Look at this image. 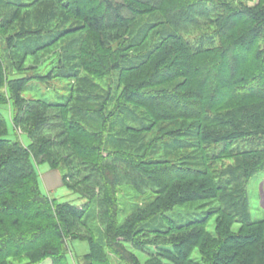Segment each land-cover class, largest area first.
Instances as JSON below:
<instances>
[{
	"label": "trees",
	"instance_id": "16d2710c",
	"mask_svg": "<svg viewBox=\"0 0 264 264\" xmlns=\"http://www.w3.org/2000/svg\"><path fill=\"white\" fill-rule=\"evenodd\" d=\"M153 1L0 0V30L4 29L0 32V43L4 39L3 44H6L15 66H20L24 58L49 49L61 36L64 38L74 33L81 34L84 30L95 34L94 39L99 50H108L113 42L130 35L133 26L127 16L131 15L132 19H136L134 13L140 9L138 7L152 5ZM160 2L161 0L155 1L156 4ZM181 4L165 7L161 11L186 13L185 22L195 27L200 23L202 14L209 15V20H215L213 23L217 27L211 38L220 39L223 44L217 47L201 45L194 49L192 43L176 30L165 31L159 46L149 51L148 58L133 61L125 66V71L130 68L137 69L149 62L151 68H154V82L166 81L173 85L150 90L143 87L152 83L143 84L142 87L128 86L116 97L115 110L106 117L105 107L114 100L111 95L101 108L102 114L96 113L98 121L97 124L92 123V130L83 125L86 114L74 111L72 106H68V101H45L38 104L37 100L33 107L41 110L42 113L38 115L40 119L46 114L44 110L52 112V118L48 122L44 120L42 129L62 130L53 140L47 142L35 140L37 126L29 132L22 129L29 139L27 145L17 138L9 137V128L1 107L7 104L11 107V123L15 131L13 135L17 136L16 128L22 120L19 114L25 101L19 96L16 97L19 89L14 91L12 87L21 85L23 89L36 84L38 78L31 80L22 71L8 70L0 45V80L3 82V87H0V264H8L10 258L21 256L28 260L27 264L41 263L48 258L52 264H70L67 261L69 242L77 239L71 234L72 227L76 219L83 221L79 215L85 211L87 205L79 206L67 201H56L55 198L50 199L41 191L39 184L37 185L38 176L34 165L46 162L50 169L61 173L60 163L67 162L74 171L80 173L78 171L97 167L88 160L93 156L101 165L109 158L115 162L109 170L98 166L99 182L95 187L88 185L84 194L87 198H95L97 207L106 209L100 215L101 224L112 238L110 243L106 242L108 245L97 241V237L93 238L91 235L82 239L87 240L88 251L76 257L77 264H110V258L105 253L108 248L111 253L117 254L115 247L122 244L121 241H132L135 245L142 246L139 239L147 240L145 243L148 244L166 247L161 249V254L168 255L172 261L180 264H192L189 254L193 247L201 250L206 264H264V219L252 220L246 193L248 179L264 166V139L261 147L239 149L232 146L237 137H264V42L261 43L264 41V8L233 7L225 0H184ZM213 4L222 9L214 15V20L211 17L213 8L209 6ZM194 6H203L205 11L196 13L195 18H187ZM20 13L26 18L18 20ZM17 21L20 24H16ZM76 21L79 24L69 27ZM56 22L58 25L63 24L61 29H47ZM15 24L19 25L20 31L10 32L13 27L16 30ZM35 29L42 33L39 39L38 35L33 36L36 35ZM80 41L70 40V45L63 49V60L69 61L76 55L67 50L71 45L74 47L75 43L79 45ZM86 61L89 59L86 58ZM103 61L96 60L93 65L102 68ZM69 63L74 61L71 59ZM116 68L115 66L114 69ZM59 71L58 75L66 79L76 81L82 77L78 75L79 68L63 67ZM89 81L96 85L95 81ZM138 98L146 99L141 104L142 107L153 105L152 117L166 121L168 126L173 127L167 133L170 141L165 142L166 149L193 151L198 146L221 144V153L227 151L234 155L235 164L217 174L210 170L193 168L192 162L187 160L155 158L150 154L141 156L138 151L143 145L136 147V142L129 143L128 148L130 140L124 134L111 133L114 126L112 116L120 112L121 108L127 109ZM132 115L138 116L135 112ZM121 122L124 123L122 120ZM125 125L124 128L132 127ZM145 125L147 127L149 124ZM96 128L99 129L93 131ZM125 131L122 129L121 133ZM143 131L148 133L150 129L145 128ZM74 137L83 141L80 142ZM48 142H51L52 149L61 150H57V154L62 155L60 161L52 158V149ZM112 142L121 149L105 152L106 147L114 146H110ZM154 142L152 148L157 141ZM64 151L66 153L62 154ZM205 155L214 160L219 157L215 150L212 153L206 152ZM121 160H125V164L131 162L136 165L126 168L130 174L125 172V179L129 178L127 181L133 188L137 191L141 188L154 189V196L140 204L133 203L134 211L118 224V211L114 210L112 215L111 212L118 201L116 187L124 179L117 168V162ZM78 161L82 164V169L78 168ZM30 174H33L35 181V196L24 204H13L9 198H20V192L13 188ZM60 175L62 185L68 186L67 179L73 177V172ZM86 176L84 180L87 181L89 176L88 179ZM212 200L218 204L209 206L207 211L200 210L196 215L188 216L184 223L167 215L174 206L199 201L201 204ZM46 204L50 208L42 206ZM209 213L211 216H218L214 234L205 230ZM5 217H9V224L16 228L28 219L45 223L38 224V228L35 227L30 232L16 229L7 231ZM155 217L162 222L150 224V220ZM236 222L240 225L238 231L232 229ZM48 242L52 244L48 246ZM119 259L122 260L120 257Z\"/></svg>",
	"mask_w": 264,
	"mask_h": 264
},
{
	"label": "rangeland",
	"instance_id": "374dc122",
	"mask_svg": "<svg viewBox=\"0 0 264 264\" xmlns=\"http://www.w3.org/2000/svg\"><path fill=\"white\" fill-rule=\"evenodd\" d=\"M155 1L156 0L152 2V5H148L146 7H138L140 9L135 11L134 13V16L137 17L136 19H132L131 15L127 16L129 18V21H131L132 23L131 26H133L130 29V35L124 37V39L122 40L113 42L108 50H99L95 43V34L90 32L89 30H84L81 34L74 33V35H67L64 38H62L61 36V39L59 41H56V43H54V45H52L49 49H45V51L38 52L34 56L26 57L24 58L25 60L20 66H15L14 60L12 59V57L9 56L6 44H3V39L0 45L2 54L5 57L7 69L11 72H16V70L22 71L27 75V78H31V80H34L33 78H38L36 80V84L23 87V89L21 85H16L12 87V90L14 89V91H17L19 89V95L16 94V97L18 98L19 96L23 101H25L24 104H22V111L19 114V116L22 117V120L18 128H16L17 136L13 135V132L15 131H13L11 123V107L8 104L7 106L1 107V111L7 121V125L9 128V137L11 139L17 138L22 144L27 145L29 143V139L26 134L23 133V128L25 129V131L29 132L31 130H34V126H37V130L35 134H33L35 140L41 139V142L53 140V138H55L59 132H62L60 128H55L51 131H44L42 129L44 120L48 122V120L52 118V112L44 110L46 114H41L42 118L40 119L38 115H40L39 113L41 112V110L38 107H33V104L37 100L38 104L39 102L45 101H68V106H72V109L74 111H77V113L79 112L82 115L86 114V119L83 125L88 128L90 127L91 129L93 128L91 127L92 123L94 124L95 122V124H97L96 121H98L96 113L102 114L101 108L103 105L106 104L105 102L109 101L108 98L112 95L114 97V100L110 103H107L105 107L106 117H108L107 115L112 114L115 110L116 97L120 95L124 90H126L128 86L134 87L141 85L142 87L143 84L152 83V85H148V87L144 86L143 88L145 90L171 87L173 83H167L166 81L154 82V68H151L152 66L151 64H149V62H146L142 67H139L137 69L130 68L128 71H125V66L132 63L133 61L138 62L139 60L145 57L148 58L149 51H151L153 48L155 49L156 46H159V41L163 38V34L166 33L165 31L176 30L185 39L192 43L194 49L199 48V46L201 45L217 47L223 44L220 39L218 40L217 38H211L214 33V29L217 28L216 25L213 23L215 22L214 15L219 12L218 10H222L219 9L217 5H209L213 8L211 10V17H213L212 20L214 21L209 20V18L207 17L209 15L202 14L200 23L197 25V27H195L194 25H187L188 23L185 22L186 13H181V11L176 13L161 11L164 10L165 7L169 8V6L171 7L175 4L181 6V3H183L184 0H161L159 4H156ZM225 1L229 2L233 7L264 8V0ZM156 8L161 9L158 10ZM191 8V14H187V18H195L194 15L196 13L205 11L203 6H194ZM123 13H125V11H123ZM24 18H26L24 17V14L20 13L18 15V20H23ZM57 22L55 24H52V26L47 27V29H61L63 24L60 23L58 25ZM17 23H19V21H17L16 24ZM16 24V30L13 27L10 32L20 31L19 25ZM76 24L79 23L76 21L69 27H73ZM3 30L4 29H1L0 32ZM34 32H36V35L33 36L38 35V39L42 36V33H40L38 29H35ZM129 37H131L132 39L128 40ZM70 40L71 42L81 40L79 45L75 43L74 47H72L71 45V47L67 50L71 54H76L71 57L72 62L74 61V63H69L71 59H69V61L63 60V49L70 45ZM263 42L264 41H262L261 43L263 44ZM86 58H88L89 61H86ZM96 60H104L101 65L102 68L93 65L94 63H96ZM115 66L117 67L116 69H114ZM63 67H72L73 69L79 68L78 75L82 76L81 79H77L75 81V79L72 80L61 77L58 74L60 73L59 70L63 69ZM90 73H92V75ZM86 77L90 80L95 81L96 85L90 83L89 79H87ZM147 78L149 79L147 80ZM143 79L144 81H142ZM0 87H3V82L1 80ZM73 99L76 100L74 101ZM145 100L146 99L138 98L135 103H130L127 109L125 107L121 108L120 112L112 116L114 126L112 128L111 133L124 134L123 136L127 137V139L130 140L127 145L128 148H130L131 142H136V147L143 145L142 149L138 151L141 156H143L144 154H150V156H153L155 158H170L174 161L187 160L189 162H192L191 167L193 168H202L210 170L211 172L217 174L218 172L228 170V167L230 165L235 164L234 155L227 151L221 153V144H213L210 146L203 147L198 146V148L193 149V151L192 149H182L177 151H171L166 149L165 142L170 141V137L167 136L169 134L167 133L171 131L173 127L171 128V126H168L166 124V121L158 120L152 117L151 115H153V105L149 106L148 108L141 106V104ZM117 108L120 109V106H117ZM132 112H135V114H138V116L134 117L132 115ZM90 114L93 116H89ZM149 118L152 120L149 121ZM121 120L124 121V123H122ZM145 124L149 125L145 127ZM124 125L132 127L124 128ZM145 128H149L150 131L148 133L144 132L143 129ZM98 129L99 128H96L93 131H97ZM122 129H125L126 131L124 133H121ZM74 138L80 142L83 141L78 137ZM263 139L264 137L261 138L257 137L256 135L245 138L237 137L236 139H234L232 146L238 147L239 149L249 148L251 146L261 147ZM154 141L157 142L156 145H154L155 147L152 148L153 144L155 143ZM48 145L52 149L51 142H48ZM112 145L114 146L108 148L106 147L105 152L121 149L115 147V143L113 142L110 146ZM151 148L152 150L150 151ZM57 150L61 151L60 149L53 148L51 150V155L53 159L57 158V160L60 161L62 155L61 153L58 155ZM214 150L216 154H219V157L217 156L218 158H216V160L212 159L210 156L205 155L206 152L212 153ZM63 153H66V151L62 152V154ZM88 160H90L93 165H97V167L101 165L99 162L96 161L94 156L92 158H89ZM113 161L114 160L112 158H109L107 162H105L101 166L109 170V167H111V165L115 163ZM78 163L80 165L78 166V168L82 169V164L80 163V161H78ZM117 163L119 174L121 176H124L122 177V179H124L116 187L118 194L116 198L118 199V201L117 204H115V208L111 212V215L113 214L114 210L116 212L118 211L117 221L118 224H121L126 218V216L129 215L131 211H134L133 209H135V207H133V203L140 204L142 201L152 199L154 196V189L141 188L140 191L134 189L131 183L127 181V179L129 178L127 177V179H125V172L130 174L126 168H128V166L131 168V166L136 165H132L131 162H129L130 165L125 164V160H121L120 162L118 161ZM97 167L95 168L96 170L93 168L91 170H81L78 171L80 173H77V171H74L73 167L69 165V163H60L59 170L62 174H71V172H73V177L67 179V183L69 185L64 186L62 185L60 175L61 173H59L55 169H50V165L48 163L43 162L34 165L36 175L38 176L36 180L37 185L39 184L41 191L48 195L50 199L55 198L56 201H67L79 206L83 204L87 205L85 211H82L79 215L80 218L83 219V221L79 222L78 219H76L74 227H72L71 234L75 235L77 239L69 242L70 251L67 255V261L70 264H77L76 257L88 251V242L87 240L82 239H86L88 236L91 235L93 236V238L97 237V241H103L105 244L111 242L112 237L108 235V231H106L105 226L101 224L100 215L102 214V211L106 209L104 207H97V200L95 198L92 199L90 197L87 198L86 196H84L87 191L86 189L88 185H92L93 187H95L99 182V172H97L99 167ZM46 171H48V173L43 174ZM32 175L33 174H30L25 177L19 185L13 188L14 190H18L20 192L18 194V197H20L19 199H8L13 204H24L35 196V192L33 190L35 186V181ZM86 175L89 176V180L87 181L84 180V177ZM130 177L133 178V176ZM246 193L248 198L250 216L252 220L264 219V166L260 171L254 173L248 179L246 183ZM103 196L104 194L102 195V197ZM199 202H191L179 206H174L167 213V215L170 218L177 220L178 222L184 223L187 220L188 216L196 215L197 212L200 210L207 211L209 210V206H215L218 204L214 200L206 201L205 203L201 204H199ZM42 206H48L50 208V206L47 204ZM209 214L210 216L207 219L205 230L207 232H210L211 234H214L218 216L216 214L212 216L211 213ZM10 220L11 219L9 217H5L4 223L5 230L7 231L16 229L17 231L28 230V232H30L33 231L35 227L38 228V224L42 225L45 223L38 222L35 219H28L26 223H20V226L16 228L12 227V225L9 224ZM160 221L161 219L155 217L153 218V220H150V224H158ZM22 222H24V220H22ZM84 224H87V226ZM165 224H167V222ZM88 225L92 231L88 229ZM0 229H2L1 225ZM232 229L234 231H238L240 229L239 223H234ZM103 233L105 234V236H103ZM49 235L52 236V234ZM121 242L123 243L118 244L115 247V251L117 252V254H115L114 252L111 253L110 248H108V251L106 250L105 253L110 258V264H180V262L178 263L172 261V258L168 255H162L161 249H164L166 247H162L161 245L145 243L148 241L144 239L138 240V242L142 246H137L132 241ZM51 244L52 243L50 242L47 243L48 246H50ZM189 256L192 264L207 263L204 257L202 256L201 250L198 247H193ZM119 257L122 260H120ZM45 261H51V259L48 258ZM27 262L28 260L23 256L17 258H10L8 260V264H27Z\"/></svg>",
	"mask_w": 264,
	"mask_h": 264
},
{
	"label": "crops",
	"instance_id": "0c3cea01",
	"mask_svg": "<svg viewBox=\"0 0 264 264\" xmlns=\"http://www.w3.org/2000/svg\"><path fill=\"white\" fill-rule=\"evenodd\" d=\"M46 173H48V171H46L45 173H43V174H46ZM42 263H44V264H52V261H43V262H41V263H37V264H42Z\"/></svg>",
	"mask_w": 264,
	"mask_h": 264
}]
</instances>
